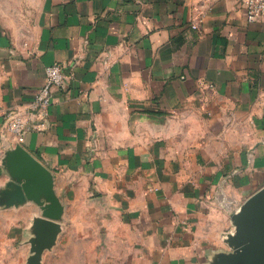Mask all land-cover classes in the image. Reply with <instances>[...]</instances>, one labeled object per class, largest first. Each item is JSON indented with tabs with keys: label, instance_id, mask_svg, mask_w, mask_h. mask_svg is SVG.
<instances>
[{
	"label": "crops",
	"instance_id": "crops-1",
	"mask_svg": "<svg viewBox=\"0 0 264 264\" xmlns=\"http://www.w3.org/2000/svg\"><path fill=\"white\" fill-rule=\"evenodd\" d=\"M53 88L18 140L46 67ZM21 144L63 205L41 264H213L264 186V22L238 0H0V189ZM28 201L0 206V264H26Z\"/></svg>",
	"mask_w": 264,
	"mask_h": 264
},
{
	"label": "water",
	"instance_id": "water-1",
	"mask_svg": "<svg viewBox=\"0 0 264 264\" xmlns=\"http://www.w3.org/2000/svg\"><path fill=\"white\" fill-rule=\"evenodd\" d=\"M2 165L10 181L0 189V206L34 202L40 214L33 218L34 235L26 264H41L60 230L63 205L54 191L52 172L21 144L4 151ZM234 232L226 237L231 251L219 252L213 264H264V186L251 194L231 215Z\"/></svg>",
	"mask_w": 264,
	"mask_h": 264
},
{
	"label": "built area",
	"instance_id": "built-area-1",
	"mask_svg": "<svg viewBox=\"0 0 264 264\" xmlns=\"http://www.w3.org/2000/svg\"><path fill=\"white\" fill-rule=\"evenodd\" d=\"M245 8L246 21L264 22V0H238ZM68 80L62 66L53 62L46 67L45 79L43 84L36 90L32 101L27 105V108L13 109L7 112L6 118L8 121L9 130L17 136L18 140L23 139V134L28 128H40L43 123L33 122V115L36 113L46 114L47 108L52 104L53 88H63ZM38 113V114H39Z\"/></svg>",
	"mask_w": 264,
	"mask_h": 264
}]
</instances>
